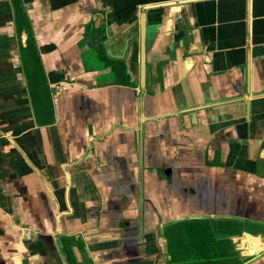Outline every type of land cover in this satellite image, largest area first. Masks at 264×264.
Listing matches in <instances>:
<instances>
[{"label":"crops","instance_id":"obj_1","mask_svg":"<svg viewBox=\"0 0 264 264\" xmlns=\"http://www.w3.org/2000/svg\"><path fill=\"white\" fill-rule=\"evenodd\" d=\"M18 1L25 22L0 0V264H192L198 244L241 264L231 237L264 243V0Z\"/></svg>","mask_w":264,"mask_h":264},{"label":"water","instance_id":"obj_2","mask_svg":"<svg viewBox=\"0 0 264 264\" xmlns=\"http://www.w3.org/2000/svg\"><path fill=\"white\" fill-rule=\"evenodd\" d=\"M142 18L140 21V30H139V39H138V47L136 41L133 42L131 45V51H130V59L132 60L131 63H133V67L138 70V77H139V84L141 85V80L143 76V62H144V52H143V23ZM99 36L96 37L97 43L100 41ZM90 42V40H89ZM100 45V44H99ZM99 45L98 46L99 48ZM137 48H138V54H137ZM138 58V59H137ZM130 83V82H129ZM133 84V81L130 83ZM230 242L232 243L234 250L237 251L240 256L243 258L246 257H252L254 259L255 257L260 256L264 253V243L260 241L259 236H251L245 232L241 233L239 236H234L230 238Z\"/></svg>","mask_w":264,"mask_h":264},{"label":"trees","instance_id":"obj_3","mask_svg":"<svg viewBox=\"0 0 264 264\" xmlns=\"http://www.w3.org/2000/svg\"><path fill=\"white\" fill-rule=\"evenodd\" d=\"M19 1L18 0H13V2H12V4H13V10H14V13H15V19L17 20L18 18H21L24 22H25V18H24V13L22 12V10L21 9H19V7H18V5H17V3H18ZM18 22V21H17ZM198 236V235H197ZM204 236V235H203ZM208 246L209 245H207V244H205V246H204V244H198V245H196V247L198 248V249H201V252L202 253H204L206 256H201L202 258L203 257H207L206 258V260L205 261H198V262H200V264H217L218 263V261L219 260H209V258L208 257H210V255H209V251H208V254L206 253V251L205 250H208ZM205 249V250H204ZM182 251H184V250H182ZM182 253V252H181ZM200 257V258H201ZM212 257H219V254L218 255H212ZM201 258V259H202ZM184 261H186V259H183ZM197 262V263H198ZM219 264V263H218Z\"/></svg>","mask_w":264,"mask_h":264},{"label":"flooded vegetation","instance_id":"obj_4","mask_svg":"<svg viewBox=\"0 0 264 264\" xmlns=\"http://www.w3.org/2000/svg\"><path fill=\"white\" fill-rule=\"evenodd\" d=\"M99 43V42H98ZM253 236H256V235H253ZM252 259V257H246V258H244L242 261H240L241 262V264H244V263H246V262H248V261H250ZM239 262V263H240Z\"/></svg>","mask_w":264,"mask_h":264},{"label":"rangeland","instance_id":"obj_5","mask_svg":"<svg viewBox=\"0 0 264 264\" xmlns=\"http://www.w3.org/2000/svg\"><path fill=\"white\" fill-rule=\"evenodd\" d=\"M192 264H200V262L197 263L196 260H195V262H193Z\"/></svg>","mask_w":264,"mask_h":264}]
</instances>
